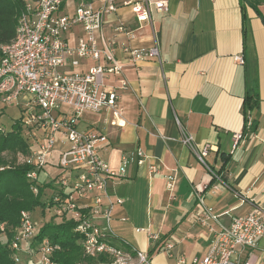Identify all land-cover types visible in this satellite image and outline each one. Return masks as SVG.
I'll return each instance as SVG.
<instances>
[{
  "label": "crops",
  "instance_id": "crops-1",
  "mask_svg": "<svg viewBox=\"0 0 264 264\" xmlns=\"http://www.w3.org/2000/svg\"><path fill=\"white\" fill-rule=\"evenodd\" d=\"M167 1L168 11L154 12L150 24L140 26L130 9L121 7L104 17L102 27L107 41L123 40L114 31L122 20L136 34L132 46L156 41L159 48L158 59L137 67L115 50L127 87L119 88L116 77H106L104 83L118 87L125 125L108 126L107 142L99 148L112 170L122 155L136 148L160 166L161 174L149 175L145 167L130 165L126 177L108 184L113 198L122 200L112 210V236L128 250L147 251L153 264H177L180 258L190 261L205 254L207 226L217 225L210 219L202 223L197 195L224 224L264 208V4L258 14L240 0ZM81 3L99 5L97 0H66L62 12ZM76 33L81 34L78 28ZM236 54L243 55L244 64L234 61ZM93 63L87 61L81 69ZM255 84L258 105L249 112L254 129L246 131L243 102ZM98 113L97 121L82 128L78 119L77 128H100L107 114ZM243 130L244 140L235 145L232 134ZM183 133L192 136L197 149L211 146L205 165L182 143ZM57 138L59 153L62 138ZM164 174L174 176L171 190L165 187ZM165 241L172 244L169 250L162 249ZM254 256L264 264V237Z\"/></svg>",
  "mask_w": 264,
  "mask_h": 264
},
{
  "label": "built area",
  "instance_id": "built-area-1",
  "mask_svg": "<svg viewBox=\"0 0 264 264\" xmlns=\"http://www.w3.org/2000/svg\"><path fill=\"white\" fill-rule=\"evenodd\" d=\"M66 0H24L17 17L14 36L0 45V103L22 105L20 122L43 133L41 139L31 142L25 164L30 166L26 178L30 190L37 194L43 184L51 190L46 197L43 212L63 221H72L81 237L82 254L87 258L104 260L98 264H153L144 250H128L112 236L110 222L115 204L109 181L124 178L130 165L145 167L149 175L161 174L160 166L141 148L121 156L117 170L100 156L99 148L107 142L108 126L123 127L118 87H108L107 77H116L119 88L125 89L127 81L122 75L123 65L115 50L126 55V62L135 67L147 60L159 58L156 41L148 47L130 44L135 40L134 30L122 20L114 27L123 40L107 41L102 34L104 17L115 14L119 8L128 7L140 26L150 24L152 14L169 9L167 0H97L99 5L81 3L74 11L62 12ZM75 28L81 34L75 35ZM233 59L244 64L242 54ZM87 61L94 63L81 69ZM61 106L71 109L62 111ZM107 114L100 128L80 130L76 122L82 112ZM251 115L244 121V130L251 131ZM244 130L232 134L234 144L244 140ZM62 148L58 165L64 170H75L74 176L52 178L44 171L58 138ZM181 141L195 152L197 159L206 164L211 146L195 147L191 135L183 133ZM2 169V168H1ZM46 177V180L43 178ZM42 176V177H41ZM165 187L171 190L174 176L162 175ZM57 185L52 186V183ZM51 184V185H49ZM44 189V191H45ZM196 212L203 214L202 223L212 220L217 226H207L210 235L205 254L200 259L177 264H260L254 250L259 238L264 237V208L231 217L227 224L213 213L202 196L197 195ZM46 209V211H45ZM33 212L21 211L19 224L9 244L15 264H57L53 261L59 245L47 237L37 235L44 224L32 218ZM56 223V222H54ZM137 232L144 231L136 229ZM147 231V230H145ZM153 239L155 236L151 235ZM170 241L162 249L169 250Z\"/></svg>",
  "mask_w": 264,
  "mask_h": 264
},
{
  "label": "trees",
  "instance_id": "trees-1",
  "mask_svg": "<svg viewBox=\"0 0 264 264\" xmlns=\"http://www.w3.org/2000/svg\"><path fill=\"white\" fill-rule=\"evenodd\" d=\"M24 0H0V45L9 42L14 36L16 20L23 8ZM242 6H251L258 14V6L264 4V0H240ZM264 22V19H263ZM258 105V91L255 84L251 91L248 90L243 102V116ZM20 119L16 121L11 130L0 128V264H15L9 244L19 224L21 211L33 212L36 207H45L44 189L48 184L40 186L37 194L30 190V184L26 173L30 169L27 164L10 166L4 159V153L20 152L27 156L30 148V127H20ZM26 127V128H25ZM27 129V133L23 130ZM251 129H254L253 122ZM253 131V130H251ZM2 168V169H1ZM51 185V184H49ZM42 194L45 197L41 201ZM72 221L59 223L45 222L37 235L41 240L47 237L51 242L59 245V249L53 255V261L57 264H98L104 258H87L82 254L81 235L74 230ZM116 242L124 248L127 246L120 239Z\"/></svg>",
  "mask_w": 264,
  "mask_h": 264
},
{
  "label": "rangeland",
  "instance_id": "rangeland-1",
  "mask_svg": "<svg viewBox=\"0 0 264 264\" xmlns=\"http://www.w3.org/2000/svg\"><path fill=\"white\" fill-rule=\"evenodd\" d=\"M73 10H69L68 13L72 12ZM75 33L77 32V28H75ZM77 34V33H76ZM22 105L20 104H1L0 103V128H4L5 130H11L12 125L20 119L21 116V109ZM62 111L66 113H71V109L66 106H61ZM100 113H91V112H82V114L79 116V127L82 128L83 126L87 125L88 122H95L98 119ZM20 127H22L21 122H19ZM26 128V127H25ZM79 129V128H78ZM24 133H27V129L23 130ZM36 138L41 139L43 137V133L38 129H31L29 133V138L31 142L35 141L34 136ZM4 159L8 162V165L10 166H21L25 165V156H23L20 152H16L14 154L12 153H4L3 154ZM44 171H46L52 178H56L58 176L60 177H66V176H74L75 170H64L59 167L58 165V153L57 149H55L51 152L49 161L47 164H45ZM42 177V176H41ZM44 177V175H43ZM46 180V178H45ZM53 187H56L55 183H52ZM45 197L49 196L51 194V190L45 189ZM42 194L41 201L43 202L45 197ZM46 211V209H45ZM51 213L43 212L41 206L36 207V209L33 211L32 218L33 220H37L38 222H58L60 219L58 217H55L53 219V216H50Z\"/></svg>",
  "mask_w": 264,
  "mask_h": 264
}]
</instances>
